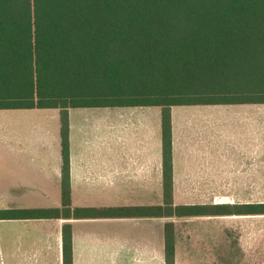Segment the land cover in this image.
Returning <instances> with one entry per match:
<instances>
[{
  "label": "trees",
  "instance_id": "obj_1",
  "mask_svg": "<svg viewBox=\"0 0 264 264\" xmlns=\"http://www.w3.org/2000/svg\"><path fill=\"white\" fill-rule=\"evenodd\" d=\"M230 104H264V0H0V109H59L62 152L61 205L0 218L144 212L69 208L68 109L135 106L161 109L162 201L150 214H264V202H174L171 107ZM162 234L164 264H176V223ZM62 253L72 264L67 224Z\"/></svg>",
  "mask_w": 264,
  "mask_h": 264
},
{
  "label": "crops",
  "instance_id": "obj_2",
  "mask_svg": "<svg viewBox=\"0 0 264 264\" xmlns=\"http://www.w3.org/2000/svg\"><path fill=\"white\" fill-rule=\"evenodd\" d=\"M260 105L264 104H230L223 108L213 105L208 129L204 128V120L178 119L179 114H185L179 112L181 109L196 110L183 107L197 105L171 107L173 194L178 167L183 171L180 179L184 180L181 187L185 194L201 192L188 182L193 178L210 177L217 189L209 193L228 195L232 193L226 190L228 180L264 176V106ZM135 107H155L156 119L150 118V108ZM135 107L68 109L69 208L118 210L141 206L144 212L134 216L0 218V264H63L64 224L71 236L72 264H157L156 217L150 214V206L156 204L157 180L162 194L161 109ZM78 108H100L99 112H91L96 117L90 128L91 137L85 131V123L89 122L87 113L74 112ZM45 109L54 111L47 118L38 114L23 116ZM0 110L21 111L14 115L4 112L0 120V209L59 207L62 188L59 109ZM132 126L143 128L141 136L134 127L128 129ZM79 128L83 139L76 142L74 136ZM98 159L99 169H92L90 164ZM125 163L133 164L132 174L127 177L132 182L125 181L128 186H123L122 179ZM208 165L210 176L206 173ZM219 202L232 201L222 198L213 203ZM158 242L159 264H164L163 234ZM220 256L217 257L221 260ZM229 258L227 255L226 259Z\"/></svg>",
  "mask_w": 264,
  "mask_h": 264
},
{
  "label": "rangeland",
  "instance_id": "obj_3",
  "mask_svg": "<svg viewBox=\"0 0 264 264\" xmlns=\"http://www.w3.org/2000/svg\"><path fill=\"white\" fill-rule=\"evenodd\" d=\"M216 107L223 108V105H215ZM259 106V105H258ZM264 106V105H260ZM240 107H255L254 105H242ZM152 110L150 118L156 119L154 114L155 107H135ZM183 108H196V110H180L185 114H179L178 119H191L197 118L200 122H205V129L210 128L211 110L213 105H197L186 106ZM157 109V107H156ZM100 108H81L75 109L74 112L87 113L89 122L85 123V131L88 137H91L90 128L94 125L96 117L91 112H99ZM54 110L45 109L33 111L35 113L26 112L23 116L35 115L44 116L47 118ZM4 112L18 114L17 110L4 111L0 110V120L4 117ZM25 112V111H23ZM52 121V120H51ZM54 123L55 119L53 120ZM209 126V127H208ZM134 126L128 128L132 130ZM136 131L140 132L141 136L143 128L134 127ZM128 133V132H127ZM83 133L80 128L76 130L74 141L80 142L83 139ZM132 143V142H131ZM130 143V144H131ZM99 153V152H98ZM95 153V154H98ZM98 161V162H97ZM90 164L92 169H99L100 160L98 159ZM145 165V164H144ZM148 165V164H146ZM194 166V165H193ZM158 167V166H157ZM133 164L125 163V172L123 182L131 183V179H127L132 174ZM178 178H176V191L174 194V202L177 204H191V203H210L220 201L225 198L226 201L232 202H264V176L258 179H241V180H228L227 189L231 194H211L209 191H215L217 187L214 185L215 180L210 177L204 179L193 178L188 180L196 189L200 190L199 194H185L181 187L184 180L180 179L183 171L178 167ZM210 165L207 167V174L211 175ZM263 175V172H262ZM121 179V178H120ZM93 179L89 180L92 183ZM121 182L120 180H118ZM126 181V182H125ZM108 185V184H106ZM128 186V185H127ZM155 193V203H161L162 194L161 187L157 180ZM109 190L112 188L109 186ZM224 187V186H223ZM195 187H193L194 189ZM95 190V188H94ZM222 190V189H219ZM204 192V193H203ZM98 197V196H97ZM126 197V196H125ZM173 220L176 223V232L179 237L177 241L176 264H220L225 261L229 264H264V214L262 215H240V216H192L173 218L166 216L156 217V232H157V264H159L160 250L159 239L162 236V228L164 222ZM188 236V238H186ZM221 255V260L217 257ZM227 255L230 256L226 259Z\"/></svg>",
  "mask_w": 264,
  "mask_h": 264
}]
</instances>
